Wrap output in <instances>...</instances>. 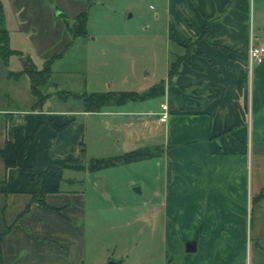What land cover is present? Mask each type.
I'll return each mask as SVG.
<instances>
[{
	"label": "crops",
	"instance_id": "0c3cea01",
	"mask_svg": "<svg viewBox=\"0 0 264 264\" xmlns=\"http://www.w3.org/2000/svg\"><path fill=\"white\" fill-rule=\"evenodd\" d=\"M251 1L166 0L167 74L155 110L138 107L145 100L97 112L83 105L44 108L35 101L29 108H1L0 146L22 126L33 137L25 163L38 173L51 166H88L87 153L94 157L97 149L114 146L109 134L104 138V124L120 135V153L144 148L153 152L147 160L165 162L160 205L166 241L182 264H264V61L249 68ZM257 1L264 18V0ZM91 3L0 0L8 45L12 23L29 41L27 51L10 45L21 70L30 64L43 68L53 58V75L56 59L73 45L65 17L87 11L89 37ZM179 57V72L170 78V65ZM21 70H8L7 78ZM56 96L55 104L70 100ZM165 102L170 115L162 121ZM91 172L65 168L60 190L48 192L40 204L32 199L36 185L27 171L7 168L0 158V264H122L103 250L115 205L109 206L102 182L87 179ZM138 216L131 213L132 224ZM193 240L197 250L187 252L186 242Z\"/></svg>",
	"mask_w": 264,
	"mask_h": 264
},
{
	"label": "rangeland",
	"instance_id": "374dc122",
	"mask_svg": "<svg viewBox=\"0 0 264 264\" xmlns=\"http://www.w3.org/2000/svg\"><path fill=\"white\" fill-rule=\"evenodd\" d=\"M166 6V0H92L89 37L74 39L73 45L56 59L51 82L43 88V93H54L58 89L79 94L144 93L158 86L167 74L169 18ZM250 10V29L252 27L258 37L256 41L264 43V18L257 0L251 1ZM11 12L7 10L8 15ZM9 20L13 21L12 18ZM14 27L12 23L9 49L11 45L27 51L29 41ZM8 70H21L20 56L12 53L5 61L0 52V109L31 107L37 98L31 93L29 75L25 73L19 80H16L18 76L7 78ZM56 95L46 99L41 106L83 105L82 100L72 98L67 104H55L59 101ZM161 99L162 96L149 98L138 107L145 112L155 110ZM102 127L104 138L109 134V141L114 146L97 149L94 157L87 153L89 163L93 159L124 154L115 147L120 135L115 129H105L104 124ZM164 170L165 162L161 158L146 159L92 171L87 178L102 182V191L109 195V206L115 205L110 212L113 227L111 225L110 231L104 232L103 250H109L113 259L123 260L122 264H182L181 255L171 254L166 241V220L160 205L163 197L159 195L160 188L164 187ZM135 187L141 192L135 191ZM133 211L139 216L132 224Z\"/></svg>",
	"mask_w": 264,
	"mask_h": 264
},
{
	"label": "trees",
	"instance_id": "16d2710c",
	"mask_svg": "<svg viewBox=\"0 0 264 264\" xmlns=\"http://www.w3.org/2000/svg\"><path fill=\"white\" fill-rule=\"evenodd\" d=\"M87 19V11L73 19L65 17V21L69 27L73 39L88 36ZM210 24V21L206 22L205 32H207V27L210 26ZM0 38H2V40H0L1 56L5 61H7L9 55L15 53L16 51L11 50L8 47V30L4 26L2 20H0ZM5 48L6 52L4 51ZM181 59L182 58L179 57L176 61L171 63L169 72L170 78L179 72ZM52 63L53 58L48 60L46 65L40 69L34 64H30L27 68L14 74V76H18L22 73H27L29 75L32 93L37 98L34 106H41V104L44 103L45 100L50 96L48 93H43V88L50 83L52 76ZM56 93L63 101H67L69 98L82 100L83 107L86 111L97 112L101 111L108 105L119 106L131 101H143L152 97H156L164 93V84L161 83L150 91L144 93L129 91H107L92 92L90 94H79L70 90L64 92H62V90H57ZM43 122L46 123L48 121L46 118H44ZM49 123L54 128H59L53 122L49 121ZM14 135L15 137L13 141L8 140L3 146H0V158L3 160L7 168L20 166L27 171L30 179L33 180L36 185L32 199L34 202H38L40 204L44 202V197L48 192H57L60 190L65 168L100 171L106 167L140 161L153 156L152 151L141 148L113 157L93 159L88 166H51L47 170L38 173L32 166H29L25 163L27 148L33 137L26 136L22 126L14 127Z\"/></svg>",
	"mask_w": 264,
	"mask_h": 264
},
{
	"label": "built area",
	"instance_id": "2783aa9c",
	"mask_svg": "<svg viewBox=\"0 0 264 264\" xmlns=\"http://www.w3.org/2000/svg\"><path fill=\"white\" fill-rule=\"evenodd\" d=\"M264 61V46L260 45L255 40V34L251 32V40L248 49V64L249 68L252 69L254 65L260 64ZM163 111L159 113L160 120L166 121L170 115V107L167 102L162 103Z\"/></svg>",
	"mask_w": 264,
	"mask_h": 264
},
{
	"label": "water",
	"instance_id": "95a60500",
	"mask_svg": "<svg viewBox=\"0 0 264 264\" xmlns=\"http://www.w3.org/2000/svg\"><path fill=\"white\" fill-rule=\"evenodd\" d=\"M135 191L140 192V188H135ZM197 250V241H187L186 242V251L187 252H195ZM108 264H118L114 261L109 262Z\"/></svg>",
	"mask_w": 264,
	"mask_h": 264
}]
</instances>
